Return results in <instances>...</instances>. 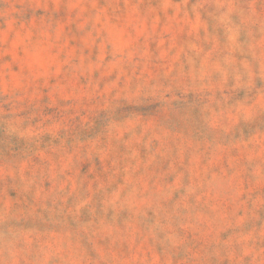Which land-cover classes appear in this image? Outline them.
Here are the masks:
<instances>
[{"label":"rangeland","instance_id":"374dc122","mask_svg":"<svg viewBox=\"0 0 264 264\" xmlns=\"http://www.w3.org/2000/svg\"><path fill=\"white\" fill-rule=\"evenodd\" d=\"M0 264H264V0H0Z\"/></svg>","mask_w":264,"mask_h":264}]
</instances>
